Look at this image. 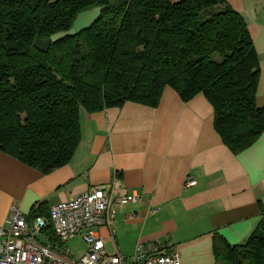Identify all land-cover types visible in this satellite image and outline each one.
<instances>
[{
	"label": "trees",
	"instance_id": "obj_1",
	"mask_svg": "<svg viewBox=\"0 0 264 264\" xmlns=\"http://www.w3.org/2000/svg\"><path fill=\"white\" fill-rule=\"evenodd\" d=\"M103 6L87 31L33 47ZM258 59L243 18L224 0H0V151L49 174L80 142L79 111L183 102L203 94L234 154L264 131L255 95ZM48 217L43 210L32 211ZM215 264H264V213L238 245L213 239Z\"/></svg>",
	"mask_w": 264,
	"mask_h": 264
},
{
	"label": "crops",
	"instance_id": "obj_2",
	"mask_svg": "<svg viewBox=\"0 0 264 264\" xmlns=\"http://www.w3.org/2000/svg\"><path fill=\"white\" fill-rule=\"evenodd\" d=\"M246 23L258 59L255 95L264 107V0H224ZM80 142L67 164L49 174L0 151V226L12 207L23 214L102 187L116 203L105 250L129 258L137 244L175 250L185 264H215L213 239L242 244L264 213V131L232 153L213 127L203 94L183 102L165 87L158 105L125 102L94 113L79 111ZM191 176L196 185L185 188ZM152 210H155L153 213Z\"/></svg>",
	"mask_w": 264,
	"mask_h": 264
},
{
	"label": "built area",
	"instance_id": "obj_3",
	"mask_svg": "<svg viewBox=\"0 0 264 264\" xmlns=\"http://www.w3.org/2000/svg\"><path fill=\"white\" fill-rule=\"evenodd\" d=\"M195 185L191 176L185 178V188ZM138 199L124 193L112 198L97 187L52 205L48 217L34 212L26 215L12 207L6 225L0 226V264H185L175 250L156 245L139 243L129 258L105 250L100 229L110 228L114 205ZM77 237L86 246L78 256L67 247Z\"/></svg>",
	"mask_w": 264,
	"mask_h": 264
},
{
	"label": "water",
	"instance_id": "obj_4",
	"mask_svg": "<svg viewBox=\"0 0 264 264\" xmlns=\"http://www.w3.org/2000/svg\"><path fill=\"white\" fill-rule=\"evenodd\" d=\"M103 10V6H97L79 13L75 17L71 28L66 31L57 32L47 39L43 40L36 35L33 41V47L41 53H46L51 45L89 30L99 20Z\"/></svg>",
	"mask_w": 264,
	"mask_h": 264
},
{
	"label": "rangeland",
	"instance_id": "obj_5",
	"mask_svg": "<svg viewBox=\"0 0 264 264\" xmlns=\"http://www.w3.org/2000/svg\"><path fill=\"white\" fill-rule=\"evenodd\" d=\"M67 247L69 248L70 253L76 256L81 255L86 250V246L80 237L71 240L67 244ZM108 252L111 253V251Z\"/></svg>",
	"mask_w": 264,
	"mask_h": 264
}]
</instances>
